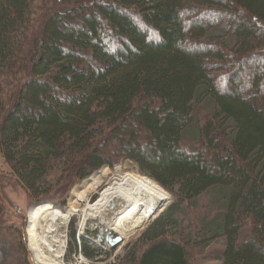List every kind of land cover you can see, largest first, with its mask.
I'll return each instance as SVG.
<instances>
[{"label":"trees","instance_id":"16d2710c","mask_svg":"<svg viewBox=\"0 0 264 264\" xmlns=\"http://www.w3.org/2000/svg\"><path fill=\"white\" fill-rule=\"evenodd\" d=\"M0 157L36 202L119 162L168 192L118 264H189L217 237L221 264H264V0H0ZM202 196L212 221L180 225ZM4 214L0 264H31Z\"/></svg>","mask_w":264,"mask_h":264},{"label":"rangeland","instance_id":"374dc122","mask_svg":"<svg viewBox=\"0 0 264 264\" xmlns=\"http://www.w3.org/2000/svg\"><path fill=\"white\" fill-rule=\"evenodd\" d=\"M205 19V17L203 18ZM198 20V19H197ZM222 22V19L221 21ZM224 27V26H222ZM223 33V32H222ZM214 35L212 37L214 39H220L224 36L221 35V33H217V31L213 32ZM227 40V38H224V41ZM257 57H247V62L244 68L239 72L238 79L242 80V83L244 86H247V70L248 68L251 69L253 67H257ZM218 82V81H217ZM216 82V83H217ZM222 83H225V80H221ZM219 83V82H218ZM190 134L186 135L185 139H188L183 142L182 147L185 149H188V147L193 143L190 138ZM111 149V147L109 148ZM99 172H105V174H109L107 176H102L99 174ZM125 173H133L140 175L135 166L129 162H119L117 165L114 166V168H108V167H102L100 170L92 173L87 178L83 179L82 181H77L74 179L68 180L69 183L66 185L67 188L64 190H60V192L57 193L55 199L51 202H36L32 201L28 198L26 192L21 188L19 183L15 180V178L12 176L9 168L5 165L4 161L0 157V198H2L4 209H5V220L4 222L6 225H10L14 232L12 234V237H8L7 241L8 244H18V243H24L26 252L29 255V260L31 264H34L33 257L30 251L27 248L26 243V225L28 221V212L29 210L37 204H48L51 207H56L57 209L63 210L71 205H73L76 209L75 216L72 217L65 227L61 225L60 222L56 223V226L58 227V235L60 241H62L63 247H64V253L62 256V264H75L77 263L76 260L78 257L82 258V261L79 264H90L91 262L84 258V256L80 253V248L82 244L85 242L89 247L95 249L99 256L97 257L98 261L96 264H118L119 261L125 260L124 258L128 257V253L130 250L134 247V245L141 233L152 223V221L158 217L165 209H167L172 204V198L166 192L163 188H161L157 183H155L160 189H162L166 194V201L160 206V208L157 210V212L150 218L140 229L136 230L133 235L128 237L127 239H121L120 243L116 245L115 247H110L104 240H102L99 243L96 242V235L99 233V231L102 230L100 226H97L96 221H88L85 223V230L82 231V235L80 236L78 234L79 228L77 227L79 223V215L80 210L85 207L86 204L91 203L95 200L96 194L100 192L106 184L109 182V179L117 174L122 175ZM97 175L95 179L99 180V183L97 186L94 187V191L90 192L87 190L88 186L85 188L84 184H88L89 179ZM59 177L58 175H53L49 177L48 180L56 181ZM143 177V176H142ZM145 177V176H144ZM62 185L61 187H63ZM77 195L78 199L71 203V197L73 195ZM83 196V201H79V197ZM207 197L202 196L198 200V205L200 209L198 215L195 213H191L190 218L187 217L183 220H179L180 225H182L185 228L192 227V225H195L196 219L202 223L204 220L206 224H209L212 221L213 215L215 214V208L209 209ZM79 201V202H78ZM198 216V218H197ZM200 228V225H199ZM249 227H245L242 232L239 234V240H242L244 237V233H246V236L249 235ZM193 230V229H192ZM74 231V241H75V249L72 250L71 248V238L70 234ZM102 232V231H101ZM106 235V233H105ZM113 236V235H111ZM246 238V237H245ZM225 248V239L223 237H217L212 239L211 242L208 244H204L202 246H191L186 249L187 251V258L189 261V264H221L220 257L221 253ZM6 264V263H4Z\"/></svg>","mask_w":264,"mask_h":264},{"label":"bare ground","instance_id":"6f19581e","mask_svg":"<svg viewBox=\"0 0 264 264\" xmlns=\"http://www.w3.org/2000/svg\"><path fill=\"white\" fill-rule=\"evenodd\" d=\"M107 176L105 172H99ZM92 176L88 184H84L90 192L98 185L99 180ZM93 202L80 210L78 234L85 230V223L96 221L102 228V234L110 233L127 239L140 229L157 212L166 201L165 192L146 177L133 173L115 175L106 186L96 194ZM78 199L71 197V203ZM84 197L80 196L79 201ZM78 201V202H79ZM76 209L73 205L64 210L45 204L34 205L28 212L26 225L27 248L32 254L34 264H62L64 247L59 239L57 222L63 227L74 217ZM96 243V242H94ZM97 244V243H96ZM82 261L78 257L75 264ZM83 262V261H82Z\"/></svg>","mask_w":264,"mask_h":264},{"label":"water","instance_id":"95a60500","mask_svg":"<svg viewBox=\"0 0 264 264\" xmlns=\"http://www.w3.org/2000/svg\"><path fill=\"white\" fill-rule=\"evenodd\" d=\"M97 240L100 242L102 240V236L98 235L97 236ZM106 243L110 246V247H115L116 245H118L121 241V238L116 236L114 238H112V236L108 235L105 238Z\"/></svg>","mask_w":264,"mask_h":264}]
</instances>
